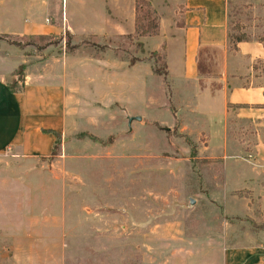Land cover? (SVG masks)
I'll return each instance as SVG.
<instances>
[{"label":"rangeland","instance_id":"rangeland-1","mask_svg":"<svg viewBox=\"0 0 264 264\" xmlns=\"http://www.w3.org/2000/svg\"><path fill=\"white\" fill-rule=\"evenodd\" d=\"M226 1L228 47L241 34L264 43V0ZM64 37L0 39L18 42L27 60L63 51L98 57L109 49L128 62L147 61L155 74L163 69L159 51L142 55L138 36L70 35L71 49ZM262 60L254 82L264 88ZM134 70L124 72L121 87V79L99 86L91 68L76 74L67 130L50 155L28 167V206L41 207L48 218L43 238L52 229L59 240L58 247L41 249L58 254L59 264H224L238 242L256 243L240 218L264 224V117L236 116L232 107L225 130H178L166 85L156 76L133 85L131 78L142 76ZM134 115L141 120L127 126Z\"/></svg>","mask_w":264,"mask_h":264},{"label":"crops","instance_id":"crops-1","mask_svg":"<svg viewBox=\"0 0 264 264\" xmlns=\"http://www.w3.org/2000/svg\"><path fill=\"white\" fill-rule=\"evenodd\" d=\"M148 1L157 30L138 36L137 41L142 55L161 53L164 75L155 74L147 61L128 62L109 49L98 57L63 51L27 60L23 48L0 39V264H43V258L59 264L58 254L41 249L58 247L59 240L57 235L52 237V229L43 238L48 218H42L41 207L28 206V167L50 155L55 139L51 131L60 135L67 130L80 70L98 71L99 86L108 87L119 79L121 87L124 72L134 69L142 76L131 78L133 85L147 76L159 77L168 89L178 130H225L232 107L237 109L236 116L264 117L263 87L254 82L252 70V64L264 58V48L254 40L228 47L227 1ZM134 19V0H0V34L62 35L67 31L76 38L112 39L132 33ZM21 63L25 67L12 90L8 84ZM258 233L264 235V231ZM258 233H253L254 245L238 242L222 262L264 264V240Z\"/></svg>","mask_w":264,"mask_h":264},{"label":"trees","instance_id":"trees-1","mask_svg":"<svg viewBox=\"0 0 264 264\" xmlns=\"http://www.w3.org/2000/svg\"><path fill=\"white\" fill-rule=\"evenodd\" d=\"M134 12H135V19H134V30L132 33H130L129 35L132 36V37H137V36H140V35H153L156 33V30H157V20H156V17L152 16L150 17V13L152 12L151 11V8H150V4L147 0H134ZM65 34V47L66 49H71L73 47V45H70L69 44V40H70V35L67 31L64 32ZM6 35H11V34H0V38L2 36H6ZM33 37H36V38H43V39H47L49 37H55L56 39L61 40L62 38V35L61 34H39V35H35ZM246 36L241 34L237 39L236 41H241V40H248L245 38ZM257 42L261 43V45L263 46L264 48V43L262 42V40H257ZM11 44H14V45H19L18 42H10ZM261 61H263L262 59H258L256 60L253 64H252V70L255 71L257 69V63H260ZM25 67V64L24 63H21L19 64L13 71V74H16V78L13 79L11 81V83L8 84V87L10 89L13 90V87L12 85L17 81V78L20 76V74L22 73V70L24 69ZM155 71L159 74H162L164 75V70H157L155 69ZM14 82V83H12ZM263 98H264V88H263ZM264 105V102L262 104V106ZM264 107V106H263ZM55 137L54 139V142L52 144V148H51V151L50 153L53 151V148L59 138V134H57L56 132L54 131H51ZM241 221L243 222H247L248 223V229L252 232V233H258L259 231H264V224L262 223H255L253 220L249 219V218H240Z\"/></svg>","mask_w":264,"mask_h":264},{"label":"water","instance_id":"water-1","mask_svg":"<svg viewBox=\"0 0 264 264\" xmlns=\"http://www.w3.org/2000/svg\"><path fill=\"white\" fill-rule=\"evenodd\" d=\"M133 119H134V120H140V116H138V115L128 116V117H127V126H129L131 120H133Z\"/></svg>","mask_w":264,"mask_h":264}]
</instances>
